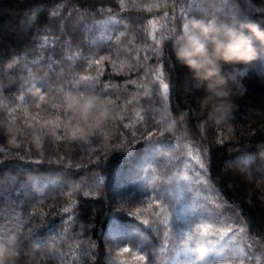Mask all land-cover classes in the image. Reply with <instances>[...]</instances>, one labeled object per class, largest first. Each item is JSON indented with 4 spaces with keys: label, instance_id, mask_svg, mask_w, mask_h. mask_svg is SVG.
I'll use <instances>...</instances> for the list:
<instances>
[{
    "label": "trees",
    "instance_id": "obj_1",
    "mask_svg": "<svg viewBox=\"0 0 264 264\" xmlns=\"http://www.w3.org/2000/svg\"><path fill=\"white\" fill-rule=\"evenodd\" d=\"M192 19L264 28V0H0V240L16 239L14 264H119L115 252L132 247L109 237L119 224L155 245L141 253L150 264H194L197 252L171 253L166 222L179 232L180 215L205 210L201 222L243 229L264 264V46L224 65L223 95L209 93L173 52ZM68 90L112 101L113 118L86 140L63 126L77 123ZM57 117L61 127L44 126ZM145 189L164 198L138 213Z\"/></svg>",
    "mask_w": 264,
    "mask_h": 264
},
{
    "label": "clouds",
    "instance_id": "obj_2",
    "mask_svg": "<svg viewBox=\"0 0 264 264\" xmlns=\"http://www.w3.org/2000/svg\"><path fill=\"white\" fill-rule=\"evenodd\" d=\"M186 23L187 27L173 40L175 59L212 94L223 95L224 65L251 62L257 55L256 42L264 46V28L251 19H233L220 27L198 19ZM62 104L88 130L98 129L113 118L110 104L92 92L65 91ZM192 242L196 252L204 255L202 236L194 237ZM17 255L14 241L0 243V264H14Z\"/></svg>",
    "mask_w": 264,
    "mask_h": 264
},
{
    "label": "snow or ice",
    "instance_id": "obj_3",
    "mask_svg": "<svg viewBox=\"0 0 264 264\" xmlns=\"http://www.w3.org/2000/svg\"><path fill=\"white\" fill-rule=\"evenodd\" d=\"M111 23H112L111 20L107 21L106 24L100 28V30L102 32H106L107 31V25L111 24ZM152 26H153V32H155V30H156L155 22H152ZM183 27H187V23H185ZM153 38H155V37H153ZM109 39H111V38L109 37ZM102 42H103V38L102 37L98 38V43H102ZM44 46H47V43H45ZM36 62L39 63V61H36ZM94 63L99 65L102 63V60H96V61H94ZM83 79L87 80L89 78L84 77ZM157 79L160 80L162 91L165 94V96H167V93L169 91V85L167 83H164L163 80L159 76H157ZM81 92H83V91H81ZM154 95L155 94L153 93V96ZM40 99H41V101H43L45 99V97L41 96ZM107 102L109 104L112 103V101H110V100ZM37 107H39V105H37ZM72 118L76 120L74 115ZM39 122H40L39 119H37V123H39ZM47 125H52L53 129H55V128L61 127L62 122H61L60 118L57 117L55 120L44 121V126H47ZM63 126L66 129L71 128L70 138L72 140H76L77 138H79L81 140H86L89 136L92 135V132L94 130V129H91V130L87 129V131H86L85 130L86 128L82 127L78 123H76V125L74 127L70 123L64 124ZM53 135H55L54 131H53ZM203 167H204V165L201 163L200 168H203ZM181 186H183V185H180L179 187H181ZM83 195L85 197H87L89 195V193L84 192ZM168 195H171V194L169 193ZM144 196L147 198V199H145V203L147 204V208L149 210L153 208V203H155L156 207H159L160 206V200H163V198H164V194H161L159 199H157L153 202H149V200L152 199V193L147 191V189H145ZM63 211L65 213H69L72 210L70 208H64ZM139 211L140 210L138 209L137 212L139 213ZM156 215H158V213ZM194 215H195L194 221L188 222L187 227L185 229L180 230L179 232L174 230L172 218L168 222H166V226L175 235V247L171 250V253L175 252L179 248H183V249H187L189 251L196 252L194 244L192 241H193V238L195 236L199 235V236H202L206 240L208 247L206 248L204 255H202V256L198 255L197 260L194 262V264H226V262L224 260V256L226 254H228L230 251H235L238 247L236 240H235V236H234V234H232V230L229 229L228 231H220L217 229H213L212 223H207V224L201 223V220H203V219L211 220L213 218V214L207 210H205L199 214L200 219L196 218V214H194ZM69 219L71 220V217ZM142 223H144L145 227L148 230L155 231V229H153L148 224V221H143ZM241 231H243V229H241ZM157 236L159 238L158 232H157ZM214 236H218L219 239L218 240L208 239V237H214ZM109 237L112 239H115V240H117L123 244H131L132 245V247H128V246L122 247V249L120 250V252L117 253V255L132 253L135 260L143 262V264H150L151 254L149 253L148 255H145V254H141V253L147 252V249L149 247H153L155 245H147L146 241H144V239H143L141 231L128 229L121 224L112 225L111 230L109 232ZM224 239L228 240V245H227L226 249L223 251V253L220 254V258L219 259H209L208 255L214 251H218L217 245L220 244V242L223 241ZM11 240L14 241L15 244L17 243V241L14 237ZM0 243H4V241L0 240ZM84 255H85V253L82 252L81 256H84Z\"/></svg>",
    "mask_w": 264,
    "mask_h": 264
},
{
    "label": "rangeland",
    "instance_id": "obj_4",
    "mask_svg": "<svg viewBox=\"0 0 264 264\" xmlns=\"http://www.w3.org/2000/svg\"><path fill=\"white\" fill-rule=\"evenodd\" d=\"M143 203L144 204H141V207H140V211L141 212H143V211L148 209L147 208V204L145 202H143ZM151 210L154 211V205H153V208ZM189 213L190 212H187L188 215H189ZM231 215H234V214L231 213ZM180 218H181L182 225H183L180 230L185 229L187 227L188 222L192 221V220L189 221L190 218L187 215L186 216L180 215ZM201 223L207 224V223H211V222L210 221H206V222H201ZM212 225H213V229H217V230H220V231H224V229H226V227H227V225L226 226L221 225V220H219L217 223H213L212 222ZM236 230H237V232H236V235L234 233V236H235V240H236V243H237L238 247H237V249L235 251H230L228 254H226L224 256V260H225L226 264H256V262H257L256 258L257 257H255V259H254V255H253L254 252H252L253 251V246L251 247L252 249L250 250L249 244H247L242 239L238 238V237H241L240 236L241 228L239 227ZM197 236H199V235H197ZM208 239L218 240L219 237L218 236L208 237ZM203 240H204V243H205V247L207 248L208 244H207V242H206V240L204 238H203ZM34 244L37 245V242H35ZM226 247H227V245H226ZM120 250L121 249H119V250H117L115 252L116 256H113V262L119 263V264H138V263H140V261L135 260V258L132 255V253H126V254H122V255H117V253L120 252ZM221 253H223V252H221ZM220 254L214 259H219L220 258ZM198 255L199 254L197 253V257H198Z\"/></svg>",
    "mask_w": 264,
    "mask_h": 264
}]
</instances>
